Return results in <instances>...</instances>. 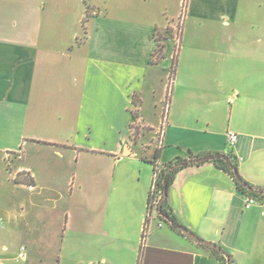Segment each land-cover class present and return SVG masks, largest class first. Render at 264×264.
I'll return each instance as SVG.
<instances>
[{
	"label": "crops",
	"instance_id": "crops-1",
	"mask_svg": "<svg viewBox=\"0 0 264 264\" xmlns=\"http://www.w3.org/2000/svg\"><path fill=\"white\" fill-rule=\"evenodd\" d=\"M183 3L0 0V162L21 157L0 178V264H224L154 213L144 235L147 196L154 168L228 152L264 190V0ZM233 181L184 167L168 207L232 264H264V196L247 210Z\"/></svg>",
	"mask_w": 264,
	"mask_h": 264
},
{
	"label": "trees",
	"instance_id": "trees-1",
	"mask_svg": "<svg viewBox=\"0 0 264 264\" xmlns=\"http://www.w3.org/2000/svg\"><path fill=\"white\" fill-rule=\"evenodd\" d=\"M187 3V0H184V4H182V12L185 10V4ZM170 32V30H169ZM162 51H163V44L160 42L158 44V49L155 51V58L158 60L162 57ZM176 57L173 58V68H171V74L174 73V68L176 66ZM207 163L213 164L217 169L222 170L226 173H228L235 183L237 189L241 191L244 194L256 196V197H262L264 196V190L257 189L252 187L248 184L247 181H245L240 174L238 173L237 165L238 160L231 152H228L227 154H217V153H210V154H204V155H197V156H189L188 160L177 158L175 161H172L170 163H166L163 168H160V174L159 179L157 181V188L163 192L164 190L169 189L170 185L172 184L173 180H175L176 174L183 169L184 167L189 166H199L204 165ZM156 170H154L155 172ZM161 195V200L159 205L156 208L155 213L157 214V218L163 219L167 224L171 226L172 229L179 231L178 228H180L182 225L177 221L175 216L171 213V209L168 207L167 200L163 199ZM151 198H147V206L148 211H151V205H150ZM181 233V232H180ZM202 246V245H201ZM206 249L210 250L214 256L219 258L221 262H224V264H232V259L229 254H226L221 250V248L216 247L209 248L207 246H202ZM223 264V263H220Z\"/></svg>",
	"mask_w": 264,
	"mask_h": 264
},
{
	"label": "built area",
	"instance_id": "built-area-1",
	"mask_svg": "<svg viewBox=\"0 0 264 264\" xmlns=\"http://www.w3.org/2000/svg\"><path fill=\"white\" fill-rule=\"evenodd\" d=\"M182 9H183V7H182ZM171 32H172L171 37L175 41L176 46H179L180 36H181V25H180V23L177 25L174 33H173V31H171ZM176 50H178V49H176ZM176 52H178V51H176ZM176 52L174 54V57L177 58ZM173 83H174V73L171 74V72H170V84H168V86H167L166 98L164 99L163 105H162V115L160 116V122H159L158 130L156 131V140H157V146H158L157 148H161L163 146L164 131H166V128L168 126V115L170 112V100H171V85ZM236 141H237V135H235L233 132L226 133V143L229 147L234 146ZM154 170H156V171L153 173V179H152V183L150 186L149 195L147 196V198L148 197L151 198V201H150L151 211L146 212L145 227L143 230L144 235L146 234L147 227H149V221H150V219H152V214L153 213L156 214L155 211H156L157 206L159 205V202L161 200V195H162V192L160 190H158V188L156 186L157 181L159 179L160 168H154ZM258 198L259 197L246 194V198L244 199V208L249 210L252 207L260 205V201L258 200ZM162 226H163V222L159 221L158 227H162ZM18 258L24 260V256H22V254L19 255Z\"/></svg>",
	"mask_w": 264,
	"mask_h": 264
},
{
	"label": "rangeland",
	"instance_id": "rangeland-1",
	"mask_svg": "<svg viewBox=\"0 0 264 264\" xmlns=\"http://www.w3.org/2000/svg\"><path fill=\"white\" fill-rule=\"evenodd\" d=\"M132 133L134 134V136H137V134L139 133L138 129L136 130H131ZM13 158L9 155H7L1 162H0V178L3 174H6L7 176H9V180L11 179L10 175L12 173L15 172L16 169H14V166H15V163H16V160L17 159H21V157H14V159L12 160ZM11 165H9V162H11ZM18 161V160H17ZM20 174V175H19ZM16 177L13 176V182L14 183H20V182H25L26 184H29V178H26L25 176H23L24 174L22 173H19ZM1 181V180H0ZM0 188H2L0 186ZM150 191V190H149ZM4 203L3 200H2V195H1V191H0V207L2 206L1 204ZM160 203V202H159ZM156 217H157V214H154ZM1 217V216H0ZM23 242V241H22ZM24 243V242H23ZM41 244V243H40ZM47 244V243H45ZM42 245H44V243H42ZM49 252H52V249L51 251ZM50 254V253H49ZM18 264H27L26 262H22V261H17L15 260ZM16 262H13L14 264H17ZM32 264H36V263H32Z\"/></svg>",
	"mask_w": 264,
	"mask_h": 264
},
{
	"label": "water",
	"instance_id": "water-1",
	"mask_svg": "<svg viewBox=\"0 0 264 264\" xmlns=\"http://www.w3.org/2000/svg\"><path fill=\"white\" fill-rule=\"evenodd\" d=\"M166 195H168L167 190H164L162 198L166 199ZM180 232H182V234L196 242H198L199 245L202 246H207L209 248H216L217 246L214 243H210V242H206L202 239L199 238L198 235L194 234L193 232L187 230L186 228H184L183 226H181L180 228H178Z\"/></svg>",
	"mask_w": 264,
	"mask_h": 264
}]
</instances>
